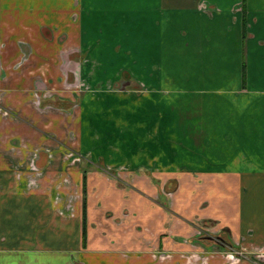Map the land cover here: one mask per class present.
Returning a JSON list of instances; mask_svg holds the SVG:
<instances>
[{
	"label": "crops",
	"instance_id": "1",
	"mask_svg": "<svg viewBox=\"0 0 264 264\" xmlns=\"http://www.w3.org/2000/svg\"><path fill=\"white\" fill-rule=\"evenodd\" d=\"M0 105V264H264V0H0Z\"/></svg>",
	"mask_w": 264,
	"mask_h": 264
},
{
	"label": "rangeland",
	"instance_id": "2",
	"mask_svg": "<svg viewBox=\"0 0 264 264\" xmlns=\"http://www.w3.org/2000/svg\"><path fill=\"white\" fill-rule=\"evenodd\" d=\"M62 43V45H64L65 47V41L64 40H61L60 41ZM67 47V45H66ZM68 48V47H67ZM66 50V49H65ZM70 51L68 52V50H66V53H63L61 58L63 59L62 60V68H69L68 64L69 63H65L68 58V55H69ZM75 58L77 59L76 56L73 55V57L71 56V62L74 63L75 62ZM78 60V59H77ZM65 64V65H64ZM75 66V65H74ZM71 72V73H70ZM67 71V70H63L62 71V95H60L59 97L58 96H55L56 100H52V101H45V102H40L38 104V108L40 109V113H43L45 111V109L47 110L48 108H52V107H55V108H58V109H61V114H59L61 117H66L65 119L68 118V115H76V113L78 112L79 113V110H80V105H79V97L84 94V90H86L85 88H83L82 86L78 87L76 85L78 84H81V82H78V80L76 78H74V70H73V75H72V71ZM128 73L127 72H121L120 73V78H126L128 77ZM64 78V79H63ZM64 80V82H63ZM130 82H133L132 80H130ZM42 86V85H40ZM115 86V87H114ZM113 87H111L110 90H125V91H131V90H136V91H139L140 88H138V86H135V87H129V86H120V85H116L114 84ZM43 90H41V92H38V94L40 93V96L43 95V91H49L51 89H48L45 88L43 86ZM63 93H67L69 94V98H66V97H63ZM88 93H91L90 91ZM94 96V98H96L95 96L97 94L95 93H92ZM42 100V99H41ZM48 107V108H47ZM77 113V114H78ZM0 115L4 118H9L8 121H13L14 123V126H18L20 129L21 128H24V113L21 112V110H17V109H10V108H4L0 105ZM72 134V133H71ZM74 134V133H73ZM72 134V135H73ZM54 141L56 142V140L54 139ZM24 139H17L15 136L13 137L12 141H11V145L13 146V155H12V158H11V163L13 165V170L16 172V174L18 175H22L24 177V153L21 152L22 149H24ZM72 142H75V141H72ZM69 143H67L65 146H67L66 150H71V147L70 144L68 145ZM66 152H69L67 153L66 155L64 154L65 152H62L63 155V158H62V154L59 158V160L61 159H64L65 161L67 162H70V163H73V162H80V161H86L87 159H91V157L89 156L88 153H82L80 154L79 152H75V151H66ZM35 153V152H34ZM79 153V155H78ZM180 154V153H178ZM34 157L32 158L31 160V163H32V166L36 165V159H38L37 155H33ZM83 168H85L86 166V163H83ZM32 171H35V170H32ZM31 171V172H32ZM176 186H177V182L176 180H173L172 183H170L168 185V187H171V188H168L167 191H165V189L163 190L165 193H170L172 191H175L176 190ZM171 190V191H170ZM203 235V239L204 240H209L211 241L213 244H211V247L213 248V250H218L219 248H221L217 242H216V239L214 237H211L210 235H208V232H205L204 234H201ZM224 238H226V234H222ZM202 238V236H200Z\"/></svg>",
	"mask_w": 264,
	"mask_h": 264
},
{
	"label": "trees",
	"instance_id": "3",
	"mask_svg": "<svg viewBox=\"0 0 264 264\" xmlns=\"http://www.w3.org/2000/svg\"><path fill=\"white\" fill-rule=\"evenodd\" d=\"M217 244L222 248V249H232V245L228 242V240L224 237L219 238Z\"/></svg>",
	"mask_w": 264,
	"mask_h": 264
},
{
	"label": "built area",
	"instance_id": "4",
	"mask_svg": "<svg viewBox=\"0 0 264 264\" xmlns=\"http://www.w3.org/2000/svg\"><path fill=\"white\" fill-rule=\"evenodd\" d=\"M235 255L239 256V254H238V253H235ZM262 259H263V258H262Z\"/></svg>",
	"mask_w": 264,
	"mask_h": 264
},
{
	"label": "flooded vegetation",
	"instance_id": "5",
	"mask_svg": "<svg viewBox=\"0 0 264 264\" xmlns=\"http://www.w3.org/2000/svg\"><path fill=\"white\" fill-rule=\"evenodd\" d=\"M216 242H218V240L216 239Z\"/></svg>",
	"mask_w": 264,
	"mask_h": 264
},
{
	"label": "water",
	"instance_id": "6",
	"mask_svg": "<svg viewBox=\"0 0 264 264\" xmlns=\"http://www.w3.org/2000/svg\"><path fill=\"white\" fill-rule=\"evenodd\" d=\"M217 240H219V238Z\"/></svg>",
	"mask_w": 264,
	"mask_h": 264
}]
</instances>
